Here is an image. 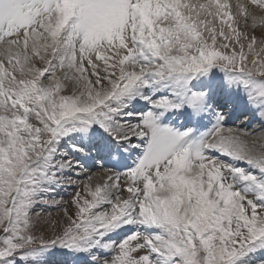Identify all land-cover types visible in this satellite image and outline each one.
Here are the masks:
<instances>
[{"label":"snow or ice","instance_id":"6c2138e0","mask_svg":"<svg viewBox=\"0 0 264 264\" xmlns=\"http://www.w3.org/2000/svg\"><path fill=\"white\" fill-rule=\"evenodd\" d=\"M220 92L264 121V0H0V264H264V132Z\"/></svg>","mask_w":264,"mask_h":264},{"label":"rangeland","instance_id":"374dc122","mask_svg":"<svg viewBox=\"0 0 264 264\" xmlns=\"http://www.w3.org/2000/svg\"><path fill=\"white\" fill-rule=\"evenodd\" d=\"M257 35L259 36V32H257ZM228 100L227 102H225V100ZM229 99H231L229 102ZM232 102H236L238 105L237 106H230ZM142 101L137 102L138 108L140 107L139 105L142 104ZM212 106L213 109L215 111H220L218 110L219 105L224 104V107H222L224 109V111L227 110V121H229L230 123H228L226 125V127H233V128H237L238 125H244L247 123L252 122L255 118H259L257 115H255L254 113H250L251 111H245L244 110V106H243V102L242 100L234 97V96H230L229 94L220 92L218 94H214L212 97ZM225 105H227V107H225ZM143 107V106H141ZM187 120V118L185 120H182L183 123ZM232 120H235L234 123H231ZM191 119L188 118V122L190 123L189 127H192L196 130L197 133L205 131L206 129L211 127V123H212V115L209 114L207 117L201 118L199 120H196L195 122L192 121L193 123H195V126H191ZM204 122L205 124L201 123ZM241 122V123H239ZM244 123V124H242ZM263 126H264V121H263ZM240 127V126H239ZM247 130L251 131L252 129L255 128V125H252L251 127H249L248 125H246ZM259 132H264V127L261 129H258L257 133ZM93 155H95V153L93 152ZM98 159V158H97ZM96 165H100V161L96 160ZM88 162L94 163L95 160H89ZM127 163H131V161H126ZM112 164L106 162V164H104V166L102 167V171H106L109 168H112ZM100 168V166H98ZM97 172V171H96ZM101 172V171H100ZM98 172V173H100ZM83 174H81L79 177L77 176H73V180L77 181V184L82 185L83 182H87L88 177H83ZM103 179L101 180H97L102 182ZM96 181V182H97ZM96 182H93V184H95ZM80 189H78L77 187H65L63 189L59 190V193L49 197L48 199L50 200H55L60 202L59 206H41L38 207L36 209V213H39L40 215L37 217L36 213L33 214V219L34 222H36V227L38 231H42L47 235H51L53 229H55L57 232L60 231L62 229V227L64 225L67 224V218L64 214V210L65 207L68 208L69 212H73L74 208L73 206L68 203L72 196L76 193V191H78ZM65 262H68L69 264H84V259L82 257L79 256H75L73 254L68 253L66 250L64 249H60V248H54L51 250V254L48 258V264H63Z\"/></svg>","mask_w":264,"mask_h":264},{"label":"bare ground","instance_id":"6f19581e","mask_svg":"<svg viewBox=\"0 0 264 264\" xmlns=\"http://www.w3.org/2000/svg\"><path fill=\"white\" fill-rule=\"evenodd\" d=\"M231 99H229V102H231L230 101ZM228 100L226 99L225 100V102H227ZM222 105H224V104H221V105H219V107H218V110H220V111H224V109L222 108V107H224V106H222ZM237 106L238 104L235 102H232L231 103V105L230 106ZM140 107L139 108H141V106H143V103L142 104H140L139 105ZM137 107H138V105H137ZM225 107H227V105H225ZM226 114L228 113L227 112V110L226 111H224ZM250 113H253L252 111L250 112ZM227 122V124L228 123H230L229 121H226ZM235 122V120H232V122L231 123H234ZM239 123H241V122H239ZM226 124V125H227ZM242 124H244V123H242ZM246 125H248L249 127H251L252 125H255V128L254 129H252L251 131H255V132H257L258 131V129H261V128H263L264 126H263V121H261V119L260 118H255L252 122H250V123H247V124H244V125H238V127L240 126V127H246ZM96 162L97 161H95L94 163H91V162H88L87 161V163L85 164V169H84V171H83V177H89V176H91L92 177V182H96L97 180H101V179H103L104 178V175H105V172L104 171H102V167H98L97 165H96ZM104 170V169H103ZM97 171V172H96ZM101 171V172H100ZM98 172H100V173H98ZM63 264H69L68 262H65V263H63Z\"/></svg>","mask_w":264,"mask_h":264}]
</instances>
